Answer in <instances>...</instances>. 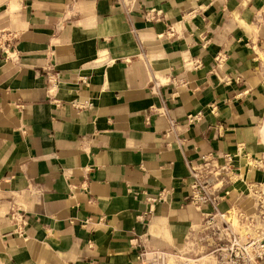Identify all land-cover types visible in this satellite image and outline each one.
Masks as SVG:
<instances>
[{
    "label": "crops",
    "instance_id": "crops-1",
    "mask_svg": "<svg viewBox=\"0 0 264 264\" xmlns=\"http://www.w3.org/2000/svg\"><path fill=\"white\" fill-rule=\"evenodd\" d=\"M202 156L222 211H264V0H0V264H215Z\"/></svg>",
    "mask_w": 264,
    "mask_h": 264
},
{
    "label": "built area",
    "instance_id": "built-area-1",
    "mask_svg": "<svg viewBox=\"0 0 264 264\" xmlns=\"http://www.w3.org/2000/svg\"><path fill=\"white\" fill-rule=\"evenodd\" d=\"M193 66L197 68L200 66V63L194 62ZM47 81L48 91H51L58 87L59 77L57 74H50L47 76ZM179 82H182V80H179ZM163 86L164 83L161 80L156 77L152 78L150 90L162 100ZM163 104L165 105V100H163ZM74 105L78 108L81 106L76 103ZM161 113L168 117L169 134L174 133L177 124L176 120L168 116L166 108ZM200 117L201 113L189 115L188 119L193 122L194 120H199ZM226 159L228 163H232V157L230 155H226ZM186 163L191 178L189 200L197 207L207 204L212 208V213L204 221V226L210 228L215 223L216 217L224 218L228 216V212H224L220 208L221 197L215 190L216 186L213 180L214 173L211 171V160L208 156H202L197 163L190 160H186ZM160 199H164L162 194ZM225 229L228 230L229 226ZM245 235V238H241L230 233V239H227V242L222 243L217 249L219 251L217 256L220 259L219 264H258L260 260L264 259L263 239L249 237V230L245 231ZM140 261L141 264H189L191 259L184 258L177 253L160 250L146 251L144 249L140 253Z\"/></svg>",
    "mask_w": 264,
    "mask_h": 264
},
{
    "label": "rangeland",
    "instance_id": "rangeland-1",
    "mask_svg": "<svg viewBox=\"0 0 264 264\" xmlns=\"http://www.w3.org/2000/svg\"><path fill=\"white\" fill-rule=\"evenodd\" d=\"M233 215V219L231 217ZM229 226V229H225ZM202 232L204 233L202 241L206 240L210 242L213 246V251L215 254V264H219L220 259L217 258L219 251L217 250L222 243H226L227 239H230V233H233L236 236H240L241 238H245V231L249 230V237L251 238H259L264 241V211L262 210L256 216H248L243 213H228L227 217L221 218L216 217L215 223L210 228H206L204 226ZM209 252H204L200 254L199 257H204L208 255ZM191 261L189 264H208V258H204L202 260H197L190 258ZM186 260V259H184ZM258 264H264V259L260 260Z\"/></svg>",
    "mask_w": 264,
    "mask_h": 264
}]
</instances>
